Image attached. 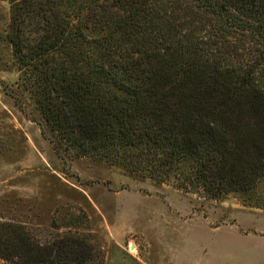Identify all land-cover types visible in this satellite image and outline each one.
Wrapping results in <instances>:
<instances>
[{"label": "trees", "instance_id": "1", "mask_svg": "<svg viewBox=\"0 0 264 264\" xmlns=\"http://www.w3.org/2000/svg\"><path fill=\"white\" fill-rule=\"evenodd\" d=\"M6 1L21 85L65 154L264 209V0ZM101 261L77 231L0 221V264Z\"/></svg>", "mask_w": 264, "mask_h": 264}, {"label": "rangeland", "instance_id": "2", "mask_svg": "<svg viewBox=\"0 0 264 264\" xmlns=\"http://www.w3.org/2000/svg\"><path fill=\"white\" fill-rule=\"evenodd\" d=\"M9 15L0 0V221L42 242L77 231L101 264H264V209L241 195L213 200L65 154L21 85Z\"/></svg>", "mask_w": 264, "mask_h": 264}]
</instances>
